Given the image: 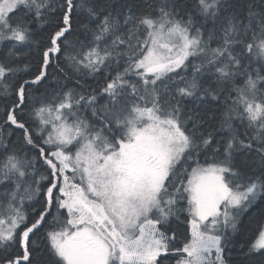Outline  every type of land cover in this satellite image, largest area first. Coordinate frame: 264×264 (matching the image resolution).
I'll return each mask as SVG.
<instances>
[{
	"label": "snow or ice",
	"instance_id": "snow-or-ice-1",
	"mask_svg": "<svg viewBox=\"0 0 264 264\" xmlns=\"http://www.w3.org/2000/svg\"><path fill=\"white\" fill-rule=\"evenodd\" d=\"M0 43L3 126L24 146L0 140V264H229L245 233L264 264V0H0ZM21 47L37 67L11 85ZM54 61L107 75L42 102L34 133L20 114Z\"/></svg>",
	"mask_w": 264,
	"mask_h": 264
},
{
	"label": "trees",
	"instance_id": "trees-1",
	"mask_svg": "<svg viewBox=\"0 0 264 264\" xmlns=\"http://www.w3.org/2000/svg\"><path fill=\"white\" fill-rule=\"evenodd\" d=\"M78 27L74 24V28ZM78 33L74 32L73 37L76 36ZM73 37H70L73 38ZM82 38V37H81ZM212 47H215L216 45L213 43L211 45ZM7 48L4 47L3 43H0V57L7 54ZM20 59L18 61H15V58H13V62H11L12 67H19V72L14 74L12 77H9V84L16 85L18 83H22L25 79H31V73L35 71L37 67V51L35 47H32L31 49L28 47H21V50L19 52ZM191 60V58H190ZM60 64L62 66H66L64 55L63 53L60 54ZM27 64L29 66L28 71L26 72L24 69V65ZM122 70V68H121ZM177 72H179L181 75H186L189 79L191 78V65L185 70L177 69ZM48 79L40 85L32 86L28 91V100L26 102L24 112L20 114L21 118L25 121H27V124L32 128L33 132L35 133V130L40 126L39 121L34 117L33 110L35 108L40 107L42 102H46L47 100L51 99L53 94L56 92L61 91H68L70 89H75L76 92H86L91 93L93 89H95L97 92H99V86L104 83V76L107 75V69L103 70L101 73L97 74H86L81 75L78 73H72L70 76L66 75L65 73H61L59 69L56 67V62L54 61L51 66L48 68ZM114 75V73H112ZM80 80V85H76V80ZM131 79L135 80V77H131ZM177 81L179 77H176ZM15 95V89L14 87L9 88V94L7 96L2 94V89H0V140H3L5 143L8 144L9 149H12L13 147L16 148H22L24 147L21 143V136L22 132L21 130H11L7 127L3 126V121L6 120V116L3 115L5 112V105L11 106L12 98ZM105 99H101L98 96V106L104 104ZM223 101V97H221V102ZM80 115L89 120L92 121L95 118L92 116L91 110H80ZM242 131V129H241ZM11 132V134H10ZM45 136L47 133L44 134ZM26 153L29 157L33 155V151L29 148L26 149ZM25 152H21V155H24ZM199 159L201 163L204 162V155H200L199 157L194 156V160ZM70 171L67 173L69 175ZM48 173L45 171L44 167L42 166V162L37 165V172H36V178L39 179L41 176H46ZM42 185L45 187L47 186V181H41ZM179 183V181H177ZM2 191V189H0ZM185 206H186V202ZM29 204H33V202L25 201V208L24 211L27 213L31 212V207H29ZM35 206V205H33ZM55 214V213H54ZM187 216V213H181L180 220L184 221ZM49 220H51V217H49ZM171 227L176 230L178 242L182 246L186 240L190 239V235L188 233V225L187 223H181L180 221H177L175 218H172L170 221ZM249 233H245V236H237L234 247L229 249L226 252L227 259L229 261V264H255L256 260L261 259L260 257H252V258H246L245 253L247 252V248L245 247L243 251H241V245L244 244V239L246 235ZM35 239V237L33 238ZM173 264L175 262L173 261Z\"/></svg>",
	"mask_w": 264,
	"mask_h": 264
},
{
	"label": "rangeland",
	"instance_id": "rangeland-1",
	"mask_svg": "<svg viewBox=\"0 0 264 264\" xmlns=\"http://www.w3.org/2000/svg\"><path fill=\"white\" fill-rule=\"evenodd\" d=\"M75 151V148H73V152ZM72 175V173L70 172L69 173V176H71ZM77 182H78V179H77Z\"/></svg>",
	"mask_w": 264,
	"mask_h": 264
}]
</instances>
